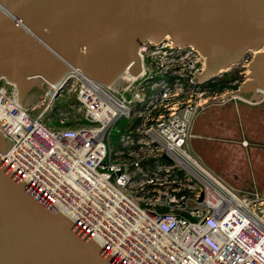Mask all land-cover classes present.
Masks as SVG:
<instances>
[{"label":"built area","instance_id":"built-area-1","mask_svg":"<svg viewBox=\"0 0 264 264\" xmlns=\"http://www.w3.org/2000/svg\"><path fill=\"white\" fill-rule=\"evenodd\" d=\"M139 54L141 71L111 85L70 72L36 114L0 79V129L13 141L4 163L121 264H264V191H234L189 148L198 106L211 97L195 80L206 56L169 36ZM73 160L93 179L81 173V188L61 181Z\"/></svg>","mask_w":264,"mask_h":264},{"label":"water","instance_id":"water-1","mask_svg":"<svg viewBox=\"0 0 264 264\" xmlns=\"http://www.w3.org/2000/svg\"><path fill=\"white\" fill-rule=\"evenodd\" d=\"M166 36L206 56L199 82L252 54L237 89L198 109L264 101V0H0V79L29 109L74 70L104 85L137 75L142 43ZM12 144L0 129V264H121L6 166Z\"/></svg>","mask_w":264,"mask_h":264},{"label":"rangeland","instance_id":"rangeland-1","mask_svg":"<svg viewBox=\"0 0 264 264\" xmlns=\"http://www.w3.org/2000/svg\"><path fill=\"white\" fill-rule=\"evenodd\" d=\"M248 73L249 70L241 63L223 72L221 76L214 78V81L204 82L202 86L209 87L208 94L212 98L222 97L235 91ZM234 101L236 102L227 104L209 103L197 112L192 126V134H195V137L190 139L193 150H190L204 165L221 177L224 175L228 178L229 183L222 177L234 191H251L245 189H255L253 182L258 185L264 183V105L247 109L244 101ZM61 104L63 105V102H58L59 107L47 113V116L52 118L58 115L59 111L63 110L60 108ZM36 106L29 108L35 111L34 114L37 113L33 109ZM127 122L123 117L112 128L110 141L114 151L118 147L119 132L125 129ZM246 140L249 143L248 148L244 145ZM229 172L232 177L226 174Z\"/></svg>","mask_w":264,"mask_h":264},{"label":"bare ground","instance_id":"bare-ground-1","mask_svg":"<svg viewBox=\"0 0 264 264\" xmlns=\"http://www.w3.org/2000/svg\"><path fill=\"white\" fill-rule=\"evenodd\" d=\"M247 69H248V67H246ZM229 70V69H228ZM249 70V69H248ZM120 78V77H119ZM118 78V79H119ZM117 79V80H118ZM21 117H22V115H21ZM18 122V120L17 119H15V120H13V123L14 124H16ZM20 133H24L23 131H20ZM17 135H19V133L17 134ZM21 143V142H20ZM11 147V146H10ZM10 147H9V149H10ZM20 148H21V145H17V149H16V151H20ZM9 149L7 150V151H9ZM6 151V152H7ZM5 152V153H6ZM5 153H3L2 155H4ZM2 155H1V157H2ZM3 159V158H2ZM7 167L8 168H10L11 169V166L9 165H7ZM15 174H19L20 172H19V170L16 172L15 170H12ZM89 171V170H88ZM88 171H86V170H82L80 167H78V163H77V160H73L72 161V168H71V170L69 171V172H67L66 174H65V176H64V178H62L61 179V181L63 182V181H69L71 184H73L74 186H76L77 188H81L80 187V183L78 184V179H77V177L82 173V174H84L86 177H87V179L89 178L91 181H93V179H92V177H91V174L88 172ZM19 176V175H18ZM57 210H59L61 213H62V211L63 210H61V208L60 207H58L57 205L56 206H54ZM64 212V211H63ZM65 214V213H64ZM69 217V216H68ZM92 239H94L95 240V238H92ZM97 242V241H96Z\"/></svg>","mask_w":264,"mask_h":264},{"label":"crops","instance_id":"crops-1","mask_svg":"<svg viewBox=\"0 0 264 264\" xmlns=\"http://www.w3.org/2000/svg\"><path fill=\"white\" fill-rule=\"evenodd\" d=\"M236 102V101H234V99L233 100H230V101H228V102H225V104H227V103H229V102ZM223 103V102H222ZM221 103V104H222ZM245 104H246V106L245 107H247V109H250L251 107H257V106H259V105H264V101H262V102H260V103H257V104H252V103H248V102H244ZM250 105V106H249ZM205 107V106H204ZM200 109H204V108H200ZM199 113V112H198ZM195 137V134H193V137L192 138H194ZM193 146L191 145V140L189 141V148L191 149V150H193V148H192ZM243 147H245V146H243ZM249 147V146H248ZM247 146L245 147V148H248ZM195 152V151H194ZM196 153V152H195ZM197 154V153H196ZM198 155V154H197ZM199 156V155H198ZM200 157V156H199ZM201 158V157H200ZM202 162V161H201ZM207 168H209L207 165H205ZM210 170H212L213 172H215L213 169H211V168H209ZM216 173V172H215ZM217 174V173H216ZM229 177H232V173L231 172H229V173H226ZM222 175V174H221ZM220 176V175H219ZM221 177V176H220ZM222 177L229 183V181H228V178H226L224 175H222ZM221 177V178H222ZM227 182H225V183H227ZM227 183V184H228ZM253 184L255 185V189H245V190H251V191H240V192H263L264 191V183L263 184H261V185H258L257 184V182H253ZM229 185V184H228Z\"/></svg>","mask_w":264,"mask_h":264}]
</instances>
